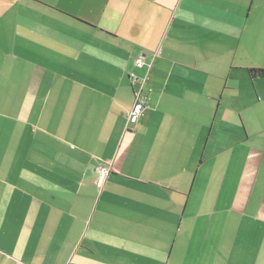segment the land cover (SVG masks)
I'll return each mask as SVG.
<instances>
[{
	"label": "crops",
	"instance_id": "obj_1",
	"mask_svg": "<svg viewBox=\"0 0 264 264\" xmlns=\"http://www.w3.org/2000/svg\"><path fill=\"white\" fill-rule=\"evenodd\" d=\"M251 68L264 0H0V264H264Z\"/></svg>",
	"mask_w": 264,
	"mask_h": 264
},
{
	"label": "built area",
	"instance_id": "obj_2",
	"mask_svg": "<svg viewBox=\"0 0 264 264\" xmlns=\"http://www.w3.org/2000/svg\"><path fill=\"white\" fill-rule=\"evenodd\" d=\"M137 64L139 66H142L143 60L142 59L137 60ZM145 108H146V98L142 96V86H141L139 90L136 92V101L128 116V124L129 125L137 124L141 116L143 115ZM97 171L99 172L100 175V179L97 181V183L101 185L105 182L106 178L110 174L109 164L99 165Z\"/></svg>",
	"mask_w": 264,
	"mask_h": 264
},
{
	"label": "trees",
	"instance_id": "obj_3",
	"mask_svg": "<svg viewBox=\"0 0 264 264\" xmlns=\"http://www.w3.org/2000/svg\"><path fill=\"white\" fill-rule=\"evenodd\" d=\"M78 21L81 22L80 20H78ZM248 73H249L251 80H253V81L257 80V79H264V69L251 68V69H248Z\"/></svg>",
	"mask_w": 264,
	"mask_h": 264
}]
</instances>
